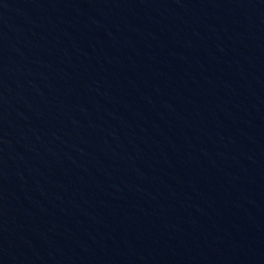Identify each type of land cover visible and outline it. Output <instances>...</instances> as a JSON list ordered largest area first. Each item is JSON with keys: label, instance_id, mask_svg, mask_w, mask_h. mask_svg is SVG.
Instances as JSON below:
<instances>
[{"label": "water", "instance_id": "obj_1", "mask_svg": "<svg viewBox=\"0 0 264 264\" xmlns=\"http://www.w3.org/2000/svg\"><path fill=\"white\" fill-rule=\"evenodd\" d=\"M0 264H264V0H0Z\"/></svg>", "mask_w": 264, "mask_h": 264}]
</instances>
